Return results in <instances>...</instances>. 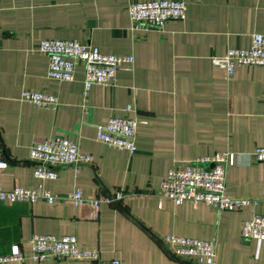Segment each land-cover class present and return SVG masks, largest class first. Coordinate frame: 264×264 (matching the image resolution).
<instances>
[{
  "label": "crops",
  "instance_id": "1",
  "mask_svg": "<svg viewBox=\"0 0 264 264\" xmlns=\"http://www.w3.org/2000/svg\"><path fill=\"white\" fill-rule=\"evenodd\" d=\"M130 1L147 0H0V161L8 165L0 189L65 195L79 188L87 198L126 193L97 211L61 201L0 203V256L18 245L25 264H95L30 259L32 235H75L80 248L98 250L104 261L195 264L174 258L163 243L177 235L215 240L214 264H264V244L241 237L244 221L264 214V162L250 156L264 146V67L241 66L228 78L209 59L210 47L221 56L264 35V0H185V20L161 30L134 27ZM45 39L132 55L134 63L117 70L113 83L85 91L81 64L72 81L47 77L48 57L38 50ZM23 89L53 95L58 106L22 102ZM111 117L138 121L134 154L96 140V127ZM55 136L75 140L92 163L57 167L55 180L40 181L29 148ZM219 151L235 155L226 194L255 205L217 211L152 195L170 168Z\"/></svg>",
  "mask_w": 264,
  "mask_h": 264
},
{
  "label": "built area",
  "instance_id": "2",
  "mask_svg": "<svg viewBox=\"0 0 264 264\" xmlns=\"http://www.w3.org/2000/svg\"><path fill=\"white\" fill-rule=\"evenodd\" d=\"M185 0L130 1L126 13L134 27L161 30L170 20L184 21L186 18ZM38 50L48 57L47 77L57 81H72L76 67L83 66L85 91L91 85H107L115 81L116 71L132 69V55H112L101 53L96 48L82 45L73 40L45 39ZM211 64L224 71L228 78L241 66L264 67V35L254 34L247 49H227L221 56L209 49ZM20 100L43 109H55L58 100L55 96L40 91L23 89ZM130 111V106L126 107ZM138 121L135 118L111 117L105 125L96 127V140L129 154L137 151L135 133ZM255 162H264V146L255 147L250 153ZM29 158L34 162L33 176L40 180H55V168L61 166H82L92 163V157L79 151L75 140L65 136L33 143L29 148ZM235 163V155L219 151L209 156L199 157L193 163L170 168L152 195L159 202L168 199L175 205L184 202L202 203L217 211H234L256 204V201L233 198L226 194V170ZM5 161H0V170H7ZM126 193L116 191L111 196L84 197L79 188L65 194H52L42 187L36 189H0V203L33 204L43 200L48 204L56 201L69 202L74 206L97 211L101 204H112L123 199ZM241 237L264 244V214H254L244 221ZM163 243L174 258L191 259L195 264H214L216 256L215 240H202L177 235L162 237ZM30 259L37 263L49 259L91 261L95 264H122L118 259L104 261L98 250H86L78 246L75 235L34 234L28 240ZM25 264V257L18 245H13L9 253L0 256V264Z\"/></svg>",
  "mask_w": 264,
  "mask_h": 264
}]
</instances>
